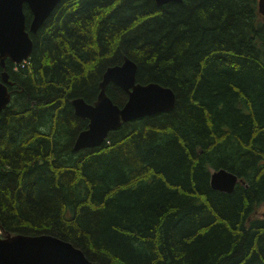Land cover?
I'll use <instances>...</instances> for the list:
<instances>
[{
	"label": "trees",
	"instance_id": "trees-1",
	"mask_svg": "<svg viewBox=\"0 0 264 264\" xmlns=\"http://www.w3.org/2000/svg\"><path fill=\"white\" fill-rule=\"evenodd\" d=\"M32 38L31 57L6 64L16 84L0 117L4 233L51 234L101 264H264L259 0H62ZM126 56L138 82L174 90L175 108L76 151L88 120L72 100L96 101ZM222 168L240 179L231 193L211 186Z\"/></svg>",
	"mask_w": 264,
	"mask_h": 264
},
{
	"label": "water",
	"instance_id": "water-1",
	"mask_svg": "<svg viewBox=\"0 0 264 264\" xmlns=\"http://www.w3.org/2000/svg\"><path fill=\"white\" fill-rule=\"evenodd\" d=\"M62 0H0V64L4 69L0 81V117L12 101L10 87L16 84L7 71V60L22 65L32 54L36 34ZM183 0H156L161 6ZM25 6L32 13L27 25ZM259 10L264 15V0H259ZM114 84L128 94L120 106L108 94ZM99 94L93 103L83 97L72 100L76 116L88 120V127L79 132L76 151L100 147L112 130L123 123L175 108L176 94L170 87L157 82L137 81V64L125 57L121 64L107 67L99 83ZM239 177L227 170H214L211 186L215 190L231 193ZM264 216V211H263ZM0 264H101L91 261L84 251L71 242L51 234L8 233L0 236Z\"/></svg>",
	"mask_w": 264,
	"mask_h": 264
},
{
	"label": "built area",
	"instance_id": "built-area-1",
	"mask_svg": "<svg viewBox=\"0 0 264 264\" xmlns=\"http://www.w3.org/2000/svg\"><path fill=\"white\" fill-rule=\"evenodd\" d=\"M2 234V230H1V228H0V235Z\"/></svg>",
	"mask_w": 264,
	"mask_h": 264
},
{
	"label": "rangeland",
	"instance_id": "rangeland-1",
	"mask_svg": "<svg viewBox=\"0 0 264 264\" xmlns=\"http://www.w3.org/2000/svg\"><path fill=\"white\" fill-rule=\"evenodd\" d=\"M120 127H121V126H120ZM120 127H119V128H120ZM87 149H90V148H87ZM212 172H213V171H212ZM263 209H264V207H263Z\"/></svg>",
	"mask_w": 264,
	"mask_h": 264
},
{
	"label": "flooded vegetation",
	"instance_id": "flooded-vegetation-1",
	"mask_svg": "<svg viewBox=\"0 0 264 264\" xmlns=\"http://www.w3.org/2000/svg\"><path fill=\"white\" fill-rule=\"evenodd\" d=\"M32 19V18H31ZM31 21V20H30Z\"/></svg>",
	"mask_w": 264,
	"mask_h": 264
}]
</instances>
